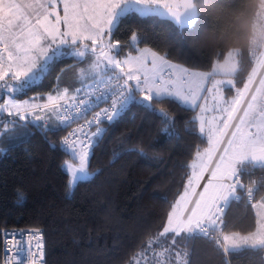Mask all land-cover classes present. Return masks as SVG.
I'll list each match as a JSON object with an SVG mask.
<instances>
[{"label":"snow or ice","instance_id":"obj_1","mask_svg":"<svg viewBox=\"0 0 264 264\" xmlns=\"http://www.w3.org/2000/svg\"><path fill=\"white\" fill-rule=\"evenodd\" d=\"M202 7L203 0H0V117L7 114L0 119V139L26 137L32 128L45 134L66 131L69 121L83 120L59 144L70 156L62 165L69 190L90 178L92 149L105 126L131 105L156 116L169 137L176 135L174 117L161 105L199 113L191 124L207 147L195 152L186 187L162 218L161 230L142 240L126 264H187L177 237L204 239L225 258L245 250L264 252V0L246 32L249 70L240 87L239 47L216 52L211 70L203 71L140 47L146 39L135 32L124 42L116 38L123 19L134 14L165 23L182 41L197 26ZM62 59L73 61L69 70L80 87L70 91L58 84L46 97L21 98ZM226 90L234 92L230 99ZM129 151L147 155L140 148ZM237 202L253 211L254 230L245 235L227 231L228 211ZM5 236L2 264H44L40 229Z\"/></svg>","mask_w":264,"mask_h":264},{"label":"trees","instance_id":"obj_2","mask_svg":"<svg viewBox=\"0 0 264 264\" xmlns=\"http://www.w3.org/2000/svg\"><path fill=\"white\" fill-rule=\"evenodd\" d=\"M258 5L259 0H203L197 26L186 31L179 42L165 23L133 14L123 19L116 38L124 42L135 32L146 39L140 47L203 71L211 70L216 52L239 47L244 55L243 73L237 76L241 85L249 70L246 32ZM72 63L59 60L21 98L47 94L58 84L70 91L80 87L74 71L69 70ZM160 107L172 113L175 136L162 131L164 126L156 116L131 105L118 121L105 126L103 139L89 156L90 178L71 190L62 167L70 156L59 147L63 131L45 134L32 128L26 137L0 139V229L40 228L45 264H126L142 240L161 230L162 218L186 187L195 152L207 147L204 137L192 128L198 111ZM131 148H140L147 155L130 152ZM227 221L228 232L248 233L253 230V211L236 203L228 211ZM177 243L187 253V264H226V260L227 264H264L260 250L229 253L225 258L201 238L177 237Z\"/></svg>","mask_w":264,"mask_h":264},{"label":"built area","instance_id":"obj_3","mask_svg":"<svg viewBox=\"0 0 264 264\" xmlns=\"http://www.w3.org/2000/svg\"><path fill=\"white\" fill-rule=\"evenodd\" d=\"M260 6V0H259V5L257 7V10L259 9ZM254 22V20L252 21V23ZM33 97H46V94H41V95H35ZM25 99V98H22ZM70 116H75L76 113L72 110L69 109V113ZM7 117V114L5 113L3 117H0V119H4ZM91 117H89L90 119ZM69 123L71 124V127H69L66 131H63V135L61 137V139L68 134V132L72 131L73 129H75L76 127L79 126V124L83 123V120H79L77 123H71V121H69ZM61 148V147H60ZM62 149V148H61ZM63 150V149H62ZM64 151V150H63ZM65 152V151H64ZM92 152V151H91ZM199 191V189H198ZM237 203H242V202H237ZM243 204V203H242ZM244 205V204H243ZM35 229H40L38 227H27V228H23V227H7V228H2L0 229V241H1V261L0 264H2L3 259L6 255V251H5V243H6V233H12V232H31ZM40 231L43 233V231L40 229ZM8 239H10V236L7 237ZM17 239H19V237H17ZM25 239H27V237H25ZM32 245H35V240H32ZM9 247H11V245H9ZM43 252H44V235H43ZM44 264H45V255H44Z\"/></svg>","mask_w":264,"mask_h":264},{"label":"rangeland","instance_id":"obj_4","mask_svg":"<svg viewBox=\"0 0 264 264\" xmlns=\"http://www.w3.org/2000/svg\"><path fill=\"white\" fill-rule=\"evenodd\" d=\"M147 48H149V47H147ZM151 49V48H150ZM133 55H135L136 53L134 52V53H132ZM240 86H242V85H238L237 84V87H240ZM232 94H234V92L233 93H230V95H229V99L231 98V95ZM208 107L209 108H211L212 107V101H211V98L209 97V100H208ZM210 118V117H209ZM201 183H203V182H201ZM254 230V229H253ZM232 232H234V231H229L228 233H232ZM241 235H245V234H247V233H240Z\"/></svg>","mask_w":264,"mask_h":264},{"label":"crops","instance_id":"obj_5","mask_svg":"<svg viewBox=\"0 0 264 264\" xmlns=\"http://www.w3.org/2000/svg\"><path fill=\"white\" fill-rule=\"evenodd\" d=\"M230 95V93L228 92V90L225 91V96L228 98Z\"/></svg>","mask_w":264,"mask_h":264}]
</instances>
